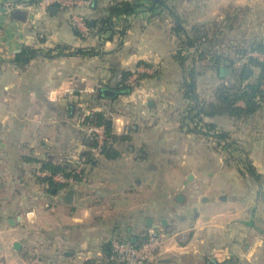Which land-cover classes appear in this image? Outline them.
I'll use <instances>...</instances> for the list:
<instances>
[{"label": "crops", "instance_id": "0c3cea01", "mask_svg": "<svg viewBox=\"0 0 264 264\" xmlns=\"http://www.w3.org/2000/svg\"><path fill=\"white\" fill-rule=\"evenodd\" d=\"M18 2L0 0V264L103 259L111 239L140 242L154 227L171 237L147 264L221 263L209 257L216 249L229 253L224 264H264V191L247 175L241 183L205 172L221 166L213 141L188 130L189 120L177 111L183 68L170 13L123 15L108 38L79 30L71 19L94 23L112 0H97L96 8L92 0L13 8ZM170 4L190 24L231 14L251 40L264 39V0ZM24 46L41 52L21 67L11 60ZM92 48L97 54L86 52ZM124 71L139 76L127 94L116 89ZM99 88L118 94L99 97ZM101 110L118 137L114 158L84 141L82 117ZM252 117L243 122L244 148L264 182V103ZM87 152L94 159L80 162ZM43 161L80 172L72 179L53 175L62 186L49 189L40 181L49 177L39 174Z\"/></svg>", "mask_w": 264, "mask_h": 264}, {"label": "trees", "instance_id": "16d2710c", "mask_svg": "<svg viewBox=\"0 0 264 264\" xmlns=\"http://www.w3.org/2000/svg\"><path fill=\"white\" fill-rule=\"evenodd\" d=\"M19 2H24L26 5L36 4L39 0H18ZM91 6L97 7V0H92ZM167 10L174 18L173 31L176 37L179 39L178 48L176 50V59L183 68V88L184 96L187 100L192 102V105L187 109L186 118L190 121H195L199 123L204 122V116L215 117V116H228L235 119H242L243 121L249 120L255 113H257L263 106L264 103V58L260 59L258 57L249 56L246 57L245 66H243L241 72L235 73V78L230 79L229 82H223L217 85L213 92L212 100L205 103L204 100H200V97L196 91V79L197 70L196 62L209 56L212 53L209 48L203 47L205 40H207L206 26L204 24H196L192 26L190 31L183 27L181 18L175 13L170 5L165 3L164 0H112L110 4L105 7L99 8L98 16L93 24L90 23L89 19H85V24L87 29L92 32L95 36L101 37L102 35H107L111 38L113 34L117 32L116 29V18L123 15H130L135 12L145 11L153 14L155 10ZM115 19V20H114ZM76 34L79 32L75 29ZM209 42V40H207ZM185 51H184V50ZM188 49H193L194 51L189 53ZM41 49L33 46H24L22 50L14 55L11 62L17 66H24L31 59L38 56ZM247 50L249 52H259L264 53V39L253 40L252 43L248 45ZM88 54H97L94 48L86 51ZM246 51L242 50V54ZM46 56L49 54L44 53ZM51 56V55H50ZM245 57V55H244ZM190 60V66L186 67V62ZM213 61H215L213 59ZM217 64V63H216ZM251 66L255 70L248 79L244 80L243 75L246 66ZM217 69V68H215ZM131 72L124 71L120 75V81L118 84L121 86L116 87L117 91L120 93H130L134 87H131L125 83ZM242 102V105H238V102ZM84 125H95L103 126L105 129L106 139L100 147V153L107 158H114L118 155V151L114 148V143L118 137L112 131V119L104 111H91V113L82 117L81 121ZM207 129L214 126L213 123H205ZM191 132L200 134L204 137L212 136L209 135L207 131H197L191 129ZM226 133H221L219 138H226ZM123 138V137H120ZM85 143L90 147H96L97 141L93 137H87L84 139ZM227 145V144H226ZM228 143V147H229ZM86 155V160L88 162L92 161L90 152L83 153ZM246 169L249 173L248 176L260 180L261 175L257 173L255 167L252 165L251 161H246ZM41 170L49 171L51 176L43 177L40 181H45L48 183L50 188H58L57 183L54 182L52 176L57 173H62L65 176H71L74 178L78 177V173L72 174L73 169L68 168L66 165L58 164L55 165L49 161H43ZM247 173V172H246ZM144 238V237H143ZM227 260V259H226ZM226 260L221 263L224 264Z\"/></svg>", "mask_w": 264, "mask_h": 264}, {"label": "rangeland", "instance_id": "374dc122", "mask_svg": "<svg viewBox=\"0 0 264 264\" xmlns=\"http://www.w3.org/2000/svg\"><path fill=\"white\" fill-rule=\"evenodd\" d=\"M165 3L172 6L170 3H174V0H164ZM12 11V10H11ZM179 13L182 15V23L183 27L190 31L192 26L195 24H190L188 21L187 15H184L180 10ZM228 16V17H227ZM231 14H226L224 17H220L215 20H210L204 22L206 28L207 41L205 40V44L203 47L209 48L212 53H209V56H205L204 59L196 62V70H197V79H196V91L200 97V100H204L205 103H208L212 100L214 89L217 85L223 82H229L230 79L235 78V73L238 71L241 72L244 63H246V57L252 56L248 55L249 51L247 50L248 45L253 42L251 40L253 38L252 35L248 33L249 36L243 33L242 23H239L237 19L229 17ZM170 20H168V29L169 31L173 32V25H174V18L170 14L168 16ZM185 19V20H184ZM72 20V19H71ZM187 20V22H186ZM84 21V19H83ZM73 22V21H72ZM85 23V21H84ZM200 24V23H199ZM74 25V24H73ZM86 25V24H85ZM77 28V27H76ZM256 40V39H255ZM179 39L177 38L176 48H178ZM184 50V49H183ZM242 50L246 51L242 54ZM185 51V50H184ZM189 53L193 52V49H188ZM251 53V52H250ZM245 55V57H244ZM257 57V56H253ZM213 59L215 61H213ZM217 63V64H216ZM186 67L190 66V60L186 62ZM249 66V65H248ZM251 67V66H250ZM217 68V69H215ZM253 68V67H251ZM212 70V71H211ZM136 73V72H135ZM130 73L129 76H132ZM137 74V73H136ZM155 73H153L154 75ZM253 74V72H252ZM251 74V76H252ZM128 76V77H129ZM244 76V75H243ZM184 77V73H183ZM183 77L180 81L179 87L182 88V103L180 104L179 110L180 114H185L187 116V109L189 106L192 105L190 100H187L184 96V88H183ZM139 81V76L135 78L134 84L129 85L131 87H135ZM198 89V90H197ZM238 105H242V102H238ZM253 121V117H251L247 122L248 124ZM205 123H213L214 126L212 128L207 129ZM204 122L199 123L195 121H189L188 130L192 128L197 131H210L208 132V141H213V144L210 142V145L214 148V156L216 161L221 165L220 167L216 168H208L205 169V172L210 173L211 176H215L217 178H234L240 179L242 183V176L249 175L246 166L244 165L246 161H251L248 157V153L244 148V141L242 136V130L244 129V121L242 119H235L228 116H215V117H208L204 116ZM86 133V131H85ZM221 133H226V138H217L215 136L220 135ZM86 137H89L86 133ZM207 138V137H205ZM212 140H211V139ZM228 143L230 144L228 147ZM227 144V145H226ZM247 172V173H246ZM207 176V175H206ZM263 177L261 176L260 180H254L258 182V186L260 187L259 191H264V182L262 181ZM226 181V180H225ZM222 193L224 192L221 189ZM186 238L182 241L187 239V234L185 233Z\"/></svg>", "mask_w": 264, "mask_h": 264}, {"label": "built area", "instance_id": "2783aa9c", "mask_svg": "<svg viewBox=\"0 0 264 264\" xmlns=\"http://www.w3.org/2000/svg\"><path fill=\"white\" fill-rule=\"evenodd\" d=\"M41 3L45 5H60V6H70L71 3L75 0H39ZM10 6V5H8ZM12 6V5H11ZM26 6L24 2H18L13 5V8H23ZM11 8V7H10ZM12 8V9H13ZM73 24L82 31H87V27L83 21V18L80 16H74L72 18ZM248 55L257 56L260 59L264 58V53L259 52H249ZM135 78H137V74H132L127 79V84L133 85ZM264 84V79H263ZM84 131L88 134L89 137H93L97 141V146L94 147L93 150L99 151L103 141L106 139L105 129L101 126L95 125H86L84 127ZM86 160V156H82L79 158L80 162ZM79 166H74L72 174L79 173ZM41 175L51 176V174L47 171L39 172ZM61 173L56 174L55 177L61 178ZM72 179V175L70 176ZM176 236H179L181 240L186 238V235L183 232L176 233ZM171 237L170 232L167 230L154 227L150 228L144 234L143 240L140 242H132L128 239H118L113 238L109 242V252L105 256V258H93L90 255H86L84 261L79 264H147L155 259L165 247L166 242ZM210 259L213 261H224L229 257V253L224 250L216 249L210 255Z\"/></svg>", "mask_w": 264, "mask_h": 264}, {"label": "water", "instance_id": "95a60500", "mask_svg": "<svg viewBox=\"0 0 264 264\" xmlns=\"http://www.w3.org/2000/svg\"><path fill=\"white\" fill-rule=\"evenodd\" d=\"M53 10H56L55 6H53V8H51L50 11L53 12ZM90 23L93 24V19H91ZM251 74H252V68L250 66H246L243 79L244 80L248 79L251 76ZM117 94H118V92L116 90H113L110 88H99L98 89V96L99 97L114 98ZM70 194H71V192H69V195ZM131 241L134 242V240H131ZM18 244L19 243H15L14 247L18 246Z\"/></svg>", "mask_w": 264, "mask_h": 264}]
</instances>
